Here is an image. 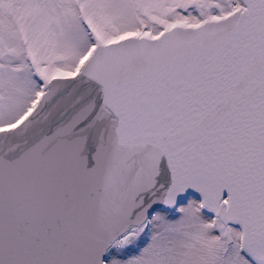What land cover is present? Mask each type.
I'll return each mask as SVG.
<instances>
[{"label":"snow or ice","instance_id":"1","mask_svg":"<svg viewBox=\"0 0 264 264\" xmlns=\"http://www.w3.org/2000/svg\"><path fill=\"white\" fill-rule=\"evenodd\" d=\"M0 264H264V0H0Z\"/></svg>","mask_w":264,"mask_h":264}]
</instances>
